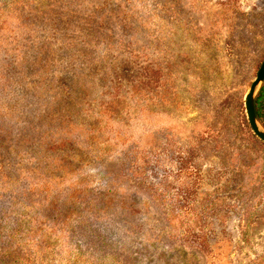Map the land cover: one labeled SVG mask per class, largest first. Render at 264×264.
Listing matches in <instances>:
<instances>
[{
    "label": "rangeland",
    "instance_id": "374dc122",
    "mask_svg": "<svg viewBox=\"0 0 264 264\" xmlns=\"http://www.w3.org/2000/svg\"><path fill=\"white\" fill-rule=\"evenodd\" d=\"M135 1L145 3L139 11L148 20L135 44L149 52V111L141 96H127L136 107L129 115L125 108L120 125L117 116L122 138L96 137L84 166L93 192L111 180L108 190L115 185L122 198L109 239L118 255H136L134 264H264V147L245 125L246 95L264 61V0ZM16 17L5 21L12 35H47ZM32 89L13 86L31 104ZM100 97L96 110L107 102ZM83 237L81 229L74 246L89 255L97 237L90 247ZM54 242L63 251L62 240Z\"/></svg>",
    "mask_w": 264,
    "mask_h": 264
},
{
    "label": "trees",
    "instance_id": "16d2710c",
    "mask_svg": "<svg viewBox=\"0 0 264 264\" xmlns=\"http://www.w3.org/2000/svg\"><path fill=\"white\" fill-rule=\"evenodd\" d=\"M4 2L0 1V264H134L136 255H118V241L109 239L118 228L122 198L115 185L108 190L111 180L105 191L93 192L84 166L96 137L108 133L107 141L122 138L115 128L117 116L120 125L136 107L127 96H141L143 110L149 111L144 99L151 81L149 52L135 44L148 22L139 11L146 5L135 0L102 5L91 0H39L36 8V0ZM15 17H26L27 26H38L39 33L47 35L32 41L24 34L12 35L5 21ZM101 82L114 84L104 93ZM29 83V95L37 103L31 104L27 96L19 99L13 91L15 84L23 88ZM101 94L107 102L96 110ZM254 104L264 126V81ZM104 119L107 124H100ZM245 125L251 141L264 147L247 121ZM96 222L102 223L104 233ZM81 229L88 247L90 235L97 237L89 255L74 246ZM58 240L63 251L54 242Z\"/></svg>",
    "mask_w": 264,
    "mask_h": 264
},
{
    "label": "water",
    "instance_id": "95a60500",
    "mask_svg": "<svg viewBox=\"0 0 264 264\" xmlns=\"http://www.w3.org/2000/svg\"><path fill=\"white\" fill-rule=\"evenodd\" d=\"M264 81V61L257 73L255 80L253 81L249 92L246 95V111L247 117L250 123V126L253 132L264 141V128L261 126L260 122L257 119L256 112H255V97Z\"/></svg>",
    "mask_w": 264,
    "mask_h": 264
}]
</instances>
